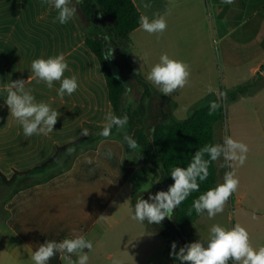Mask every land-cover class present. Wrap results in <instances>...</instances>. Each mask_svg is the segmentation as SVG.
<instances>
[{
    "label": "crops",
    "instance_id": "0c3cea01",
    "mask_svg": "<svg viewBox=\"0 0 264 264\" xmlns=\"http://www.w3.org/2000/svg\"><path fill=\"white\" fill-rule=\"evenodd\" d=\"M133 2L141 15L149 18L156 14L165 15L167 22L178 18L206 23L209 18L221 44L224 66L234 69L248 66L253 82L264 81V0H234L230 5L222 3V0H144V3L151 4L149 8H144L141 0ZM2 5L0 0V171L10 178L15 171L24 172L45 163L59 147L83 137L80 133L85 129L84 124L103 125L105 115L113 113V110L106 85L97 98L89 72L77 92L65 94L63 98L57 94L60 82H54L52 89L46 83L38 82L31 72V64L25 61L47 59V53L39 48L28 53L23 48L22 36L16 35L11 23L5 21L10 12ZM167 9H171L170 14H166ZM23 23L21 19L16 22L20 26ZM139 31L140 27L130 34L129 47L136 51L144 68L141 39L143 36L154 39L156 35L147 32L144 35ZM40 41L42 44L41 38ZM129 58L135 64L138 62L132 53ZM64 75L70 77L75 73L69 68ZM19 79L26 82L25 87L31 91L36 102L43 101L60 113L53 131L48 135L25 136L22 127L10 115L4 102L3 87ZM169 96L176 108L178 95L174 91ZM143 101L145 103L146 99ZM198 102L188 108V116ZM260 116L264 118V113ZM260 131L263 142L256 143L247 139L240 130H233L231 137L243 142L249 149L243 166L233 163L240 181L239 188L226 203L224 211L215 218L209 219L206 212L198 215L180 233V247L192 242L203 243L207 236L209 238L211 226L220 224L221 216H225L229 208L233 225L239 223L248 230L253 247L264 246V122H260ZM124 142V138L119 136L103 138L95 147L74 155L69 168L63 173L18 190L6 203L9 217L0 223V264H34L31 255L40 244L60 242L72 238L73 233L82 234L93 243V250L88 252V264H180L171 263L163 235L148 230L145 222L131 219L134 206L113 207L125 191L132 199L131 188L137 172L136 163L130 157L138 153V148H129V153H126ZM109 150L111 158L106 155ZM88 159L93 163L88 164ZM223 163V158L214 161L217 184L220 178H224ZM92 169L94 171H90ZM230 170L227 168V171ZM32 180L28 178L24 181L30 183ZM144 193L147 192L140 194ZM100 215L106 216V219L99 220ZM48 264L65 262L57 253Z\"/></svg>",
    "mask_w": 264,
    "mask_h": 264
},
{
    "label": "clouds",
    "instance_id": "9594fccd",
    "mask_svg": "<svg viewBox=\"0 0 264 264\" xmlns=\"http://www.w3.org/2000/svg\"><path fill=\"white\" fill-rule=\"evenodd\" d=\"M83 0H75L76 4ZM50 7L57 11L56 20L61 24L69 23L75 16L76 8L73 0H47ZM144 8L151 7L150 3H144ZM224 4H233L234 0H222ZM171 9L166 10L170 14ZM139 26L145 32L152 35H162L167 30L165 15L156 14L152 18L147 15L139 17ZM108 37L105 36V40ZM112 53L109 51L104 59H109ZM148 54L145 53V56ZM69 70L63 53L49 57L39 58L31 62V72L38 82L46 83L52 89L54 82H60L57 90L61 98L65 94L72 95L78 88L77 77L64 74ZM191 76L190 67L187 63L170 58L168 54H161L159 62L154 64L147 76V80L156 85L165 96L171 95L174 91L184 88L189 83ZM31 79V77H29ZM26 82L22 79L10 81L3 87L5 93V104L8 106L10 115L19 123L23 133L27 137L33 135H48L53 131L60 113L53 110L49 104L41 101L36 102L30 90L25 87ZM221 96L226 94L221 93ZM220 108L217 101L209 104V115H212ZM105 123L98 133L103 138L112 135V129L121 131L128 123V117L116 116L112 112L105 115ZM81 136H88L87 129L81 131ZM124 141L128 148L136 150L139 146L137 141L125 134ZM248 146L243 142L234 140L231 136H225L222 144H209L197 150L187 167H175L171 170L170 176L174 183L167 191H158L150 194L148 199L139 196L134 206V213L131 219L149 224H160L165 218L172 219L174 209L184 202L193 192H198L200 183L207 180L211 162L223 157L224 163L221 167L232 169L226 171L223 183L217 184L193 201L192 207L188 209L187 216H191L193 210L197 215L205 212L209 219L215 218L217 214L224 211V207L233 193L239 188V178L236 175L233 163L236 166H243L248 153ZM74 149L69 148L68 154ZM111 158L109 150L106 153ZM208 157L205 159V157ZM88 164L93 161L88 159ZM94 171V169L90 170ZM106 216L100 215L99 220H105ZM170 255L181 264H264V246L254 248L248 230L237 223L231 228H225L219 224H213L210 228L207 246L201 242H192L180 247L176 251V243L173 242ZM88 251L85 252L84 250ZM93 250V243L84 235L73 233L72 238H65L60 242L46 241L40 244L32 255L34 264H48V261L57 253L61 255L65 264H88V252ZM75 257V259H73ZM118 264V262H114Z\"/></svg>",
    "mask_w": 264,
    "mask_h": 264
},
{
    "label": "rangeland",
    "instance_id": "374dc122",
    "mask_svg": "<svg viewBox=\"0 0 264 264\" xmlns=\"http://www.w3.org/2000/svg\"><path fill=\"white\" fill-rule=\"evenodd\" d=\"M1 1L2 6L10 12L5 17V21L11 23L12 31L16 35L22 36V46L28 53L31 50L35 51V48L47 53V58L63 53L69 68L77 77L78 86H81L83 81L88 78L86 74L89 72L92 89L99 98L100 91L102 93L105 86L104 78L96 57L84 45V37L91 35L92 30L75 0H73V5L76 8L75 16L69 23L64 25L56 20L57 11L48 5L47 0ZM20 19L24 20L22 26L16 24L17 20ZM205 22L202 20L188 22L177 18L175 21L167 22V30L162 35H156L154 39L143 36L141 47L143 49L142 55L144 58H142V63L144 68L139 63L136 51H132L130 47L128 50V56L132 53L135 60L138 61L136 64L132 62L134 70L141 77H146L144 79L149 84L150 90L152 88L160 91L156 85L147 80V76L152 66L159 62L161 54L166 53L170 58L187 63L190 67L191 76L189 83L184 88L175 91L178 98L173 113L174 119L183 120L187 118L188 108L195 101H199V104H197L199 106L204 105L210 98L220 99L224 107V117L215 124L214 144H222L224 137L231 136L235 129L243 132L251 142H263L260 122H264V118H261L260 114L264 113V81L256 80V82H253V76L248 66H240L235 69L226 68L221 44L216 33L212 30V22L209 18ZM139 32L146 35V32L142 29ZM40 38L43 41L42 44ZM145 53L148 55L145 56ZM32 61L26 60L25 62L31 64ZM115 61L118 64L117 71L120 77L124 79L122 81L126 87L122 106L124 112L121 117L126 115L129 120L134 112L139 111L142 102L144 103L142 91L134 78V73L125 69L123 58L118 56ZM249 84H252V87L244 93L243 89L245 90V86ZM221 93L226 94V96H221ZM254 94L258 95L255 96ZM165 97L169 98L170 96ZM145 105L147 116L141 122L145 126V131L150 132L151 126L153 127L161 120H166L163 118V114L165 116L168 105L159 94H153V96L146 99ZM130 131L131 124L128 121L125 128L117 132V136L124 138V135H129ZM130 158L137 166L131 191L138 195L131 199L129 193L125 191L114 204V208L135 206L141 192L154 195L153 188L157 182L155 175L145 172L142 169L144 166L132 157ZM224 171L226 172L227 168ZM220 183H223V178L219 179L218 184ZM142 198L148 199V195ZM230 209L225 213V216H221L219 225L225 228L234 226ZM208 239V236L204 239V245H207ZM257 241L260 242V239H257ZM229 263L233 264V261L230 260Z\"/></svg>",
    "mask_w": 264,
    "mask_h": 264
},
{
    "label": "trees",
    "instance_id": "16d2710c",
    "mask_svg": "<svg viewBox=\"0 0 264 264\" xmlns=\"http://www.w3.org/2000/svg\"><path fill=\"white\" fill-rule=\"evenodd\" d=\"M79 8L85 19L89 22L94 23L97 21V13L101 15L105 22L103 29L117 42L118 48L116 51L123 58L125 69L134 73V78L141 87L142 100L148 99L153 94H159L165 99L168 105L165 116L163 114V118L166 120L159 121L151 128L150 132L145 131L143 123L141 122L147 112L145 103L142 102L139 111L134 112L128 120L129 124H131L129 136L135 139L139 146L138 153L132 158L144 166L142 169L145 172L155 175V180L158 181L153 188L154 194L160 186L167 191V186L174 183L170 176L171 170L175 167H187L197 150L205 145L214 144L213 127L224 117L222 101L220 99L210 98L204 105L194 107L187 118L175 120L172 116L175 103L168 97H165L160 91L152 88L150 90L149 84L135 72L128 56L130 46L129 36L134 30L140 27L139 17L141 16L133 0H83L79 4ZM92 36L95 38L93 39ZM92 36L85 37V44L100 64L113 114L121 117L124 108L118 113V106L123 86L111 74L104 60L102 40L98 39L95 33ZM121 79L124 80L122 77ZM251 87L252 84L245 86V90L243 89L244 93ZM212 101H217L220 104V108L212 115H209V104ZM102 126L84 124V128L89 132L88 136H83L65 146L59 147L52 158L30 170L24 172L15 171L10 178H7L0 171V223L9 217V212L5 206L18 190L24 189L31 184L42 183L48 178L66 171L74 155L84 149L95 147L98 141L103 139V137L98 135L102 130ZM117 132V129L113 128L112 135L109 137L117 136ZM124 145V151L129 153L127 144L125 143ZM69 148L74 149L71 154H68ZM207 158L206 156L205 159ZM124 163H126L125 159ZM28 178H32L33 180L30 183H25L24 180ZM216 185L217 179L213 161L209 166L207 180L200 183L198 192L191 193L184 202L174 209L172 219L167 220L165 218L160 224H149L145 221L148 230L157 231L164 236L166 249L169 254L173 251L171 247L173 242L176 243V251L179 250L180 243L178 237L180 233L184 232L198 217L194 210L191 216H187L188 209L192 207L193 201L199 195L210 188H214ZM136 195L138 194L133 193L132 197ZM145 195L149 197L150 194L144 193L139 196L143 197ZM169 259L171 263L178 262L181 264L180 261L175 260L171 255Z\"/></svg>",
    "mask_w": 264,
    "mask_h": 264
},
{
    "label": "flooded vegetation",
    "instance_id": "af4514ba",
    "mask_svg": "<svg viewBox=\"0 0 264 264\" xmlns=\"http://www.w3.org/2000/svg\"><path fill=\"white\" fill-rule=\"evenodd\" d=\"M82 13V11H81ZM83 15V13H82ZM84 17V15H83ZM85 18V17H84ZM96 18H97V21L96 22H89L87 21L86 19V22L89 24L90 26V29L92 30V34L90 35H87V36H92L93 33H95L98 37V39H101L102 40V43H105V45L103 44V48H104V54H103V57L105 54H107L109 51H111L112 55H111V59L113 61V65L116 69H118V64L116 63L115 59L116 57H120V55L117 53V48H118V44L117 42L112 39L109 34L104 31L103 29V25H104V20L102 19L101 15L99 17H97V14H96ZM105 36L108 37L107 40H105ZM93 39L95 38L94 36H92ZM107 64V63H106Z\"/></svg>",
    "mask_w": 264,
    "mask_h": 264
},
{
    "label": "water",
    "instance_id": "95a60500",
    "mask_svg": "<svg viewBox=\"0 0 264 264\" xmlns=\"http://www.w3.org/2000/svg\"><path fill=\"white\" fill-rule=\"evenodd\" d=\"M100 16V14L99 13H97V17H99ZM104 45H105V43H103ZM105 60V62L107 63V66H108V68H109V70H110V72H111V74L116 78V80L119 82V83H121V85L123 86V90H122V93H121V95H120V99H119V106H118V113H120L121 112V110H122V106H123V101H124V97H125V94H126V88L124 87V82L122 81V79H121V77H120V75H119V72L117 71V69L114 67V65H113V61H112V59H111V57L109 58V59H104ZM158 181V180H157ZM156 184H157V182H156ZM155 184V185H156ZM158 191H165V189L163 188V187H159L158 188ZM157 191V192H158Z\"/></svg>",
    "mask_w": 264,
    "mask_h": 264
}]
</instances>
